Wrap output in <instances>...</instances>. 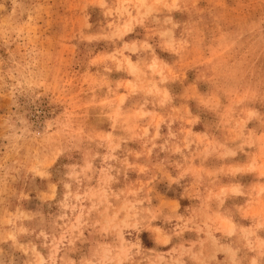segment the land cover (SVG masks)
<instances>
[{
  "label": "rangeland",
  "instance_id": "obj_1",
  "mask_svg": "<svg viewBox=\"0 0 264 264\" xmlns=\"http://www.w3.org/2000/svg\"><path fill=\"white\" fill-rule=\"evenodd\" d=\"M0 264H264V0H0Z\"/></svg>",
  "mask_w": 264,
  "mask_h": 264
}]
</instances>
